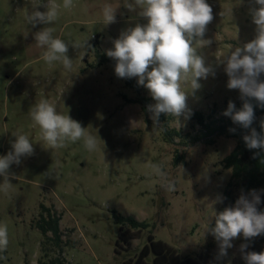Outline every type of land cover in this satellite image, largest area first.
<instances>
[{"label": "rangeland", "instance_id": "374dc122", "mask_svg": "<svg viewBox=\"0 0 264 264\" xmlns=\"http://www.w3.org/2000/svg\"><path fill=\"white\" fill-rule=\"evenodd\" d=\"M40 2L36 10L46 11L42 5L47 0H0V156L12 150L14 132L28 135L34 147L32 156L10 166L11 187L6 194L0 191V225L7 226L9 240L0 252L1 264H52L58 257L64 264H121L135 258L151 232L177 248L183 261H200L210 234L207 226L212 227L222 204L217 197L223 201L232 174L223 159L237 139L209 134L194 114L202 112L212 126L237 125L223 115L229 101L236 107L242 99L238 89L227 88L221 59L255 38L252 0H206L213 20L204 39L211 44L198 52L215 75L200 79L194 92L189 83L182 84L188 92L186 113L179 118L165 114L167 120L157 124L148 107L145 112L142 103L129 101L145 96L154 105L149 90L137 77L132 79L138 87L117 77L116 61L106 55L121 33L147 24L135 0H73L74 7H61L51 25L33 27L25 17ZM55 3L62 5L63 0ZM105 4L116 8L113 23H104ZM43 27L54 28L53 36L69 44L70 71L60 62L41 59L45 49L34 36ZM41 99L96 136L97 150L89 152L82 141L49 148L29 115ZM177 155L182 156L178 161ZM153 163L162 165L167 180L175 182L174 191L166 189V180L150 167ZM42 204L61 218L60 245L38 227ZM114 210L150 224L131 248L119 252ZM232 244L227 256L219 257L217 246L205 261L242 262L243 235Z\"/></svg>", "mask_w": 264, "mask_h": 264}, {"label": "clouds", "instance_id": "9594fccd", "mask_svg": "<svg viewBox=\"0 0 264 264\" xmlns=\"http://www.w3.org/2000/svg\"><path fill=\"white\" fill-rule=\"evenodd\" d=\"M250 8L252 21L256 26V36L242 47L232 49L221 62L228 76L227 88L238 89L243 107L236 110L233 102L229 101L223 115L230 117L233 123L240 125L249 132L243 135V140L249 150H258L254 158L264 152V119L260 121V131L252 127L255 115L251 99H255L259 106L264 107V0H252ZM135 5L141 9L140 15L147 18V24L137 25L121 33L113 41L114 48L106 55L116 61L115 74L119 78H138V84L149 90L156 101L149 105L154 124L159 122L161 113L179 118L187 111V93L182 90V84L189 83L190 91L200 89V79H207L215 75L212 66L206 64L204 55L198 48L211 44L204 36L208 24L213 20L212 7L206 0H135ZM26 15L29 25H51L59 16L61 7L72 9L73 0H63V4L55 0H47L42 6L46 11L36 10ZM130 9L133 5H127ZM115 11L111 4H105L102 9L105 24L115 22ZM52 27H43L35 33L38 47L44 48L41 59L47 64L62 63L67 70L72 69V59L67 55L69 44L54 37ZM73 48L80 45H73ZM151 70L149 71V67ZM29 115L35 126L40 129L41 140L52 149L62 148L66 142L82 141L89 151L98 148L97 137L86 131L81 123L72 119L68 114L57 111L55 104L48 99H41L30 110ZM235 132V129H229ZM12 135L15 140L11 143V151L0 156V191L5 194L11 187L9 177L10 166L19 165L22 157L34 154L33 142L29 136L20 132ZM156 175L166 180L168 191L175 190V182L167 180V173L162 165H150ZM261 192L255 189L241 193L235 207H228L215 217V226L209 228L219 247V257L227 256V250L233 247L232 240L243 235L246 241L264 234V212L258 211L261 203ZM216 202H222L217 197ZM8 229L0 225V252L6 250ZM248 244L240 246L242 258L246 264H264V251H245ZM218 257V258H219Z\"/></svg>", "mask_w": 264, "mask_h": 264}, {"label": "trees", "instance_id": "16d2710c", "mask_svg": "<svg viewBox=\"0 0 264 264\" xmlns=\"http://www.w3.org/2000/svg\"><path fill=\"white\" fill-rule=\"evenodd\" d=\"M128 83L138 87V84L132 78H126ZM130 102H140L143 105V111H147L149 106V98L140 96L137 99L129 100ZM244 100H241L239 105L236 106V110H240L243 107ZM250 103L253 105L255 119L252 127L260 131V121L264 119V107L258 105L255 99H251ZM199 119V122L207 128L209 134H225L228 137L237 139L235 148L223 159V164L226 169H231V178L227 183L223 194L222 204L217 212V215L225 208L233 207L236 201L239 199L241 193H247L250 190H264V152L255 156L258 150H249L243 140V135L249 132V129H244L240 125L235 127L226 128L223 126H212L207 124L202 112L198 111L194 114ZM167 120L165 114L161 113L159 121L164 122ZM229 129H235V132H230ZM182 156H176L178 161ZM42 213L38 221V227L41 232L47 236L52 234L57 244L61 243V218L55 214L50 208L41 205ZM258 211L264 212V192H261V203L257 205ZM114 218L117 224H119L120 231L116 242V251L122 249H129L132 247L133 240L141 235L143 229H146L150 224L146 220H139L134 215H125L114 210ZM216 217V216H215ZM215 226V218L212 222V227ZM248 244V251H255L257 253L264 251V234L251 238L246 241ZM218 246L214 236L209 234L206 242L205 251L201 260L193 258L183 261L180 258L179 251L174 246L170 245L166 241L157 239L151 232L149 235V241L142 247L140 252L135 256L123 261L121 264H208L205 261V257L211 256V251ZM205 256V257H204ZM2 263V254L0 253V264ZM52 264H64L60 257L52 260ZM238 264H246L245 260Z\"/></svg>", "mask_w": 264, "mask_h": 264}]
</instances>
